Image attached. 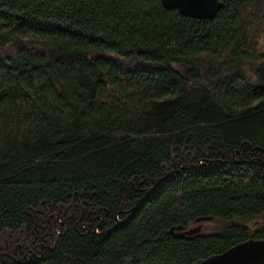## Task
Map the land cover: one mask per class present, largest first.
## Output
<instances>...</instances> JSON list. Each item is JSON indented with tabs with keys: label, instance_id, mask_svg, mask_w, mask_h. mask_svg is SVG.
I'll return each mask as SVG.
<instances>
[{
	"label": "trees",
	"instance_id": "obj_1",
	"mask_svg": "<svg viewBox=\"0 0 264 264\" xmlns=\"http://www.w3.org/2000/svg\"><path fill=\"white\" fill-rule=\"evenodd\" d=\"M219 1L0 0V264H198L264 239V0ZM204 218L226 225L186 231Z\"/></svg>",
	"mask_w": 264,
	"mask_h": 264
},
{
	"label": "water",
	"instance_id": "obj_2",
	"mask_svg": "<svg viewBox=\"0 0 264 264\" xmlns=\"http://www.w3.org/2000/svg\"><path fill=\"white\" fill-rule=\"evenodd\" d=\"M164 7L175 8L182 15L212 18L221 6L219 0H160ZM173 230L170 231L172 233ZM198 264H264V239L249 237L222 253L211 255Z\"/></svg>",
	"mask_w": 264,
	"mask_h": 264
},
{
	"label": "rangeland",
	"instance_id": "obj_3",
	"mask_svg": "<svg viewBox=\"0 0 264 264\" xmlns=\"http://www.w3.org/2000/svg\"><path fill=\"white\" fill-rule=\"evenodd\" d=\"M255 224H257L256 221L247 222V225L251 230L254 229V227L256 226ZM225 225L226 222L212 218H204L190 223L186 231L189 234L211 233L214 231H220ZM180 230L185 231V229Z\"/></svg>",
	"mask_w": 264,
	"mask_h": 264
}]
</instances>
